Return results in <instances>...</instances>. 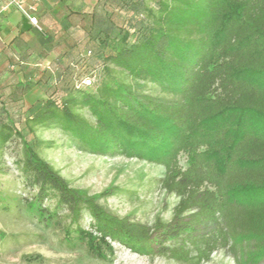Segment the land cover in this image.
I'll return each instance as SVG.
<instances>
[{"label":"trees","instance_id":"obj_1","mask_svg":"<svg viewBox=\"0 0 264 264\" xmlns=\"http://www.w3.org/2000/svg\"><path fill=\"white\" fill-rule=\"evenodd\" d=\"M104 1L124 16L113 20L103 5L95 31L83 36L86 51L28 109L27 127H56L90 155L163 167L158 183L178 199L172 219L150 226L113 214L99 203L109 191L89 196L73 188L2 115L0 152L20 139L26 185L36 192L25 200L28 213L50 227L66 211L67 241L99 259L119 244L180 264H205L219 250L236 264H264V0ZM84 67L122 70L173 98L108 83L87 89L83 81L97 76H85ZM52 198L53 210L46 206Z\"/></svg>","mask_w":264,"mask_h":264},{"label":"rangeland","instance_id":"obj_2","mask_svg":"<svg viewBox=\"0 0 264 264\" xmlns=\"http://www.w3.org/2000/svg\"><path fill=\"white\" fill-rule=\"evenodd\" d=\"M82 73L91 76L93 69L84 67ZM97 79L87 89H96L99 83L125 85L140 95L172 99L162 92L157 84L131 78L119 69L108 75L102 70L94 73ZM93 74V75H94ZM37 99L24 101V107L13 100V125L22 132L40 156L58 171L70 185L89 196H103L99 203L119 217L154 225L157 221L169 222L178 202L175 195L166 193L158 183L164 175L161 166L125 157H101L78 150L68 135L56 127H27L26 116ZM45 101L42 99L40 101ZM37 100V102H40ZM75 112L94 123L87 109L76 107ZM253 121L257 119L252 116ZM25 153L20 139L16 138L0 152V264H180L161 257H144L132 253L119 244H112V252L105 259L88 253L85 244L78 240L67 241L63 228L68 226V213L60 210V225L45 227L31 216L26 208V199L35 195V190L26 185L24 173ZM185 166V157H181ZM56 198L46 202L51 210ZM87 214L81 226L88 228ZM205 264H236L226 250L215 252Z\"/></svg>","mask_w":264,"mask_h":264},{"label":"crops","instance_id":"obj_3","mask_svg":"<svg viewBox=\"0 0 264 264\" xmlns=\"http://www.w3.org/2000/svg\"><path fill=\"white\" fill-rule=\"evenodd\" d=\"M105 3L113 20L124 16L104 0H39L41 33L16 8L7 7L8 0H0V118L11 120L13 100L24 107L28 99H47L50 88L65 81V67L86 51L83 36L95 31Z\"/></svg>","mask_w":264,"mask_h":264},{"label":"built area","instance_id":"obj_4","mask_svg":"<svg viewBox=\"0 0 264 264\" xmlns=\"http://www.w3.org/2000/svg\"><path fill=\"white\" fill-rule=\"evenodd\" d=\"M28 1V3H27ZM39 0H8L7 7L16 8L24 17H26L30 24L33 25L38 31L42 32V27L39 24L37 17V3ZM5 7L4 9H6ZM95 81V77L86 78L83 84L91 86Z\"/></svg>","mask_w":264,"mask_h":264}]
</instances>
